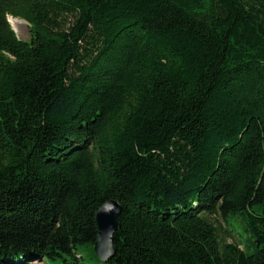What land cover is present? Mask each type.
Wrapping results in <instances>:
<instances>
[{
	"label": "trees",
	"instance_id": "obj_1",
	"mask_svg": "<svg viewBox=\"0 0 264 264\" xmlns=\"http://www.w3.org/2000/svg\"><path fill=\"white\" fill-rule=\"evenodd\" d=\"M39 262L264 264V0H0V264Z\"/></svg>",
	"mask_w": 264,
	"mask_h": 264
},
{
	"label": "water",
	"instance_id": "obj_2",
	"mask_svg": "<svg viewBox=\"0 0 264 264\" xmlns=\"http://www.w3.org/2000/svg\"><path fill=\"white\" fill-rule=\"evenodd\" d=\"M122 204L112 199L105 203L97 213L99 236L96 242V251L102 262H108L117 253L115 236L121 227Z\"/></svg>",
	"mask_w": 264,
	"mask_h": 264
},
{
	"label": "rangeland",
	"instance_id": "obj_3",
	"mask_svg": "<svg viewBox=\"0 0 264 264\" xmlns=\"http://www.w3.org/2000/svg\"><path fill=\"white\" fill-rule=\"evenodd\" d=\"M17 21L12 23L13 26L15 27V29L17 30L18 34L25 39H30L31 38V24L23 19H16ZM226 231H222L221 235L223 238H225L228 242L230 241H239V237L237 235V233L235 231H233L234 229L232 227L230 228H226ZM237 230L239 232L240 235L244 236L245 235V231L243 229V223L241 221H239L238 225H237ZM40 264H44L43 262H39Z\"/></svg>",
	"mask_w": 264,
	"mask_h": 264
},
{
	"label": "bare ground",
	"instance_id": "obj_4",
	"mask_svg": "<svg viewBox=\"0 0 264 264\" xmlns=\"http://www.w3.org/2000/svg\"><path fill=\"white\" fill-rule=\"evenodd\" d=\"M10 20H11V22L12 23H14V22H16L17 20L16 19H14V18H10Z\"/></svg>",
	"mask_w": 264,
	"mask_h": 264
}]
</instances>
